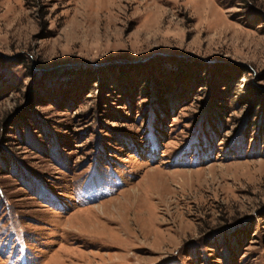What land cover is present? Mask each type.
<instances>
[{
	"label": "rangeland",
	"instance_id": "obj_1",
	"mask_svg": "<svg viewBox=\"0 0 264 264\" xmlns=\"http://www.w3.org/2000/svg\"><path fill=\"white\" fill-rule=\"evenodd\" d=\"M0 264H264V0H0Z\"/></svg>",
	"mask_w": 264,
	"mask_h": 264
}]
</instances>
